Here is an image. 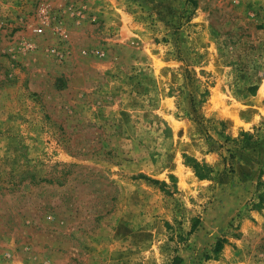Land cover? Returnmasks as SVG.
I'll return each mask as SVG.
<instances>
[{
  "label": "rangeland",
  "instance_id": "obj_1",
  "mask_svg": "<svg viewBox=\"0 0 264 264\" xmlns=\"http://www.w3.org/2000/svg\"><path fill=\"white\" fill-rule=\"evenodd\" d=\"M259 183L264 0H0V264H264Z\"/></svg>",
  "mask_w": 264,
  "mask_h": 264
},
{
  "label": "trees",
  "instance_id": "obj_2",
  "mask_svg": "<svg viewBox=\"0 0 264 264\" xmlns=\"http://www.w3.org/2000/svg\"><path fill=\"white\" fill-rule=\"evenodd\" d=\"M248 139L249 138H248L247 134L242 133L240 139L238 140V143L241 144L244 141V144H247V145H244L243 148H246L249 145ZM187 160H188V162H191L190 165L194 169L196 176H198L201 179L211 177V173L213 172L212 169H210L204 165H201L200 163H198L197 161H195L193 159L188 158ZM258 190H259L258 195H259V198L261 201L262 197H264V183L258 184ZM252 205H253V207L258 206V204L256 205V203H252ZM221 245H222V241L219 240L216 243V246H217L216 251H217V249L221 248Z\"/></svg>",
  "mask_w": 264,
  "mask_h": 264
}]
</instances>
